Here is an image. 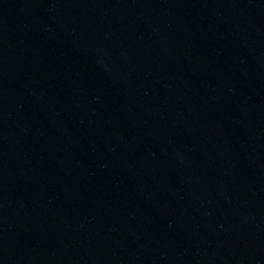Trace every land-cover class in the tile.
<instances>
[{
  "label": "water",
  "instance_id": "water-1",
  "mask_svg": "<svg viewBox=\"0 0 264 264\" xmlns=\"http://www.w3.org/2000/svg\"><path fill=\"white\" fill-rule=\"evenodd\" d=\"M189 0H0V264H136Z\"/></svg>",
  "mask_w": 264,
  "mask_h": 264
}]
</instances>
